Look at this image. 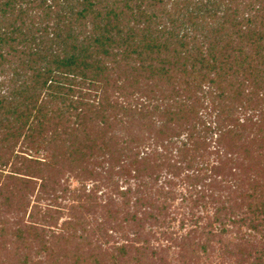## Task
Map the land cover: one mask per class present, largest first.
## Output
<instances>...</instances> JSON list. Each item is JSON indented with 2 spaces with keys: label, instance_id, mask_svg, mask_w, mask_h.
I'll return each instance as SVG.
<instances>
[{
  "label": "trees",
  "instance_id": "trees-1",
  "mask_svg": "<svg viewBox=\"0 0 264 264\" xmlns=\"http://www.w3.org/2000/svg\"><path fill=\"white\" fill-rule=\"evenodd\" d=\"M0 264H264V0H0Z\"/></svg>",
  "mask_w": 264,
  "mask_h": 264
},
{
  "label": "rangeland",
  "instance_id": "rangeland-1",
  "mask_svg": "<svg viewBox=\"0 0 264 264\" xmlns=\"http://www.w3.org/2000/svg\"><path fill=\"white\" fill-rule=\"evenodd\" d=\"M177 226V225H176Z\"/></svg>",
  "mask_w": 264,
  "mask_h": 264
}]
</instances>
